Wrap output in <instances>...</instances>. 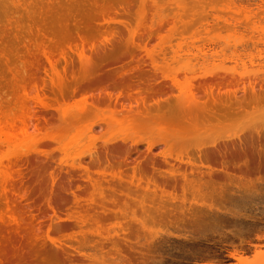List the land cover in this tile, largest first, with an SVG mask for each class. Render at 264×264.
<instances>
[{
	"label": "rangeland",
	"instance_id": "obj_1",
	"mask_svg": "<svg viewBox=\"0 0 264 264\" xmlns=\"http://www.w3.org/2000/svg\"><path fill=\"white\" fill-rule=\"evenodd\" d=\"M178 43L184 51L169 47ZM198 43L204 53L185 50ZM262 59L264 0H0V107L32 116L28 133L2 132L13 145L0 159L23 161L11 168L9 198L0 194V264H264V202L246 203L241 218L225 213L220 196L240 185L211 156L217 145L229 172L264 174ZM244 62L259 69L255 93L220 88ZM180 87L199 102L189 109ZM239 138L260 157L233 156ZM177 156L185 162L172 172ZM77 213L90 229L81 232Z\"/></svg>",
	"mask_w": 264,
	"mask_h": 264
},
{
	"label": "bare ground",
	"instance_id": "obj_2",
	"mask_svg": "<svg viewBox=\"0 0 264 264\" xmlns=\"http://www.w3.org/2000/svg\"><path fill=\"white\" fill-rule=\"evenodd\" d=\"M179 2V1H178ZM179 4H181L180 2H179ZM228 4H230V3H228ZM231 5V7L233 6L232 5V3L230 4ZM225 6H227V5H225ZM229 6V5H228ZM226 8V7H225ZM229 8V7H228ZM232 8H234V7H232ZM224 9V8H223ZM231 9V8H230ZM237 9V8H236ZM240 10V9H239ZM239 10H237V11H239ZM225 11H226V9H225ZM236 11V10H235ZM216 12V11H215ZM214 12V13H215ZM218 12H220L219 10H217V13ZM222 13H223V11H221ZM228 12V11H227ZM226 12V13H227ZM240 12V11H239ZM222 13H220V15H224L225 16V14H222ZM232 12H230L229 14H226V16H231V18L234 16L235 17V15H233L234 14V12H233V14H231ZM214 15V14H213ZM217 15V14H216ZM219 15V14H218ZM219 17V16H218ZM217 17V18H218ZM233 17V18H234ZM223 18V17H222ZM225 18V17H224ZM219 19V18H218ZM228 19V18H227ZM172 23H173V26H175L176 25V23H177V19H174V22L172 21ZM142 24V23H141ZM138 27H140V26H138ZM138 30V29H137ZM136 30V31H137ZM138 31H141V29H139ZM138 34V33H137ZM136 33H135V35H137ZM135 35H133V37L135 36ZM167 38H165L164 39V42H168L169 43V41H167L166 40ZM166 40V41H165ZM160 43L158 46H157V48L159 47V49L160 50H163L164 51V49H166L165 48V46H166V44L167 43ZM200 43H198V45L196 44V46H195V44H191V46H189L188 44L186 45L187 46V48H185V50H187L188 51V53H193V50H196V51H198V52H203L204 53V48H203V46L204 45H202V43H201V45H199ZM204 44V43H203ZM149 45V44H148ZM170 48H172V49H174V48H176L175 49V52H182V51H184V46L182 45V43H178L177 45H173V44H170V46H169ZM143 48H144V50L146 51V52H148V53H150V52H152V49H150L147 45H144L143 46ZM154 48V47H153ZM206 49V48H205ZM77 51H78V55H79V60H80V63H82V64H85V63H87L88 62V59H87V49H86V47H85V45H82L81 47H79L78 49H77ZM186 51V52H187ZM195 52V51H194ZM198 52H196V53H198ZM45 53H46V59H47V62H48V64H49V67H50V70L53 72V73H55V75L58 77L59 76V74H58V71H57V63H56V61H53V59H52V57H50V54H48L46 51H45ZM203 53H201V54H203ZM151 55H152V53H150ZM193 55L194 56H197V55H195L194 53H193ZM200 55V54H199ZM179 57V56H178ZM203 57H205V55L203 56ZM150 58H151V62H152V64L155 66V67H157V68H163V65H161L163 62H165V61H163L161 64L160 63H158V61L156 60L157 58L156 57H153V56H150ZM180 58V57H179ZM179 58H177L178 60H179V62H181V67L183 68V66L182 65H184V64H182V63H184L183 61H185V65H184V67L185 68H192V62L194 61V59L192 58V57H190V56H186V59H184L183 61L181 60V59H179ZM196 58V60H197V57H195ZM174 59H176L175 57L173 58V59H171V61L172 60H174ZM176 59V60H177ZM192 59H193V61H192ZM198 59H200V58H198ZM202 59H204V58H202ZM201 59V60H202ZM251 59V61L252 62H254L253 60H252V58H250ZM164 60H166V59H164ZM177 60V61H178ZM205 60V59H204ZM263 60L264 59H262V62H263ZM169 61V60H168ZM167 61V62H168ZM198 61V60H197ZM206 61V60H205ZM205 61H202V63H205ZM250 61V60H249ZM255 61H256V59H255ZM174 62H175V60H174ZM171 63V62H170ZM169 63V64H170ZM255 63V62H254ZM260 63V62H259ZM165 64H166V62H165ZM168 64V65H169ZM244 64V66L243 67H245V66H248V65H246L245 64V62L243 63ZM252 65H254L255 66V64H253V63H251ZM171 65V64H170ZM196 66V64H193V66ZM249 65H250V63H249ZM258 65V64H257ZM251 66V65H250ZM253 66V67H254ZM260 66H262V64L261 65H259L258 67H260ZM168 67H170V66H168ZM263 68H264V66H262ZM191 68L190 69H186V70H191ZM248 68H251V70L252 69H254V68H252V67H245V69H248ZM245 69H244V71L243 72H248V71H250V70H247V71H245ZM262 69V68H261ZM260 69V70H261ZM255 70H256V72L257 71H259V69H254V72H255ZM243 72H241V73H243ZM252 72V74H255L254 72H253V70L251 71ZM240 73V76H234V77H231V78H224V79H222L220 82H218V86L220 87V88H222V86H228V87H235L236 89H241V87H239L240 85L242 86V89L241 90H243V92L245 91V90H247L248 92H249V90H248V88L249 89H251L250 91L252 92V93H255V91H256V88H257V84H259V87H260V81L258 82V79H259V74L257 75V74H255V75H257V76H252L251 77V75L252 74H250V72H248L249 74H250V76H249V74H248V76H245L244 74H241ZM258 73V72H257ZM239 75V74H238ZM247 75V74H246ZM261 76V75H260ZM58 78H60V77H58ZM261 78V77H260ZM264 79V78H263ZM59 81H60V79H59ZM263 84V83H262ZM261 84V85H262ZM257 85V86H256ZM218 86H217V88H218ZM255 86H256V88H255ZM239 87V88H238ZM262 87V86H261ZM216 88V87H215ZM220 88H218L219 90H220ZM89 89V84H84V85H80L79 86V90L80 91H82V92H84V91H86V90H88ZM180 89H181V87H180ZM182 93H183V95L185 96L184 98L185 99H187V101H186V103L184 102V104L187 106V107H189V109H190V107H192V105H195V104H197L198 102H199V100H198V98H196L197 96H195V94L196 93H194V89H192V87H182ZM181 90H180V92H181ZM214 91H215V89L214 88H212L211 87V90H210V95L212 96V97H214ZM197 95V94H196ZM36 98H37V100L41 103V104H43V106L45 105V107H47V103L45 102V100H44V98L40 95V93H38L37 94V96H36ZM93 100H95V99H93ZM97 100V99H96ZM93 103H95V102H93ZM97 103L99 104V103H104L103 101L101 102V100L99 101H97ZM1 105V104H0ZM101 105V104H100ZM44 107V108H45ZM84 109H86V108H84ZM192 109V108H191ZM7 111V110H6ZM86 114V113H85ZM84 114V115H85ZM26 114H22V116L21 117H19V119L17 118V116H16V118H13V117H8V114L0 107V151L3 149V148H5V147H8V148H10V147H12V142L8 139V138H5V137H3V135H2V132L5 130V126H7L10 130H16V128H20L24 133H28L29 132V129H30V124L32 123V120H31V117L32 116H29L28 114H27V116H25ZM80 115H82L81 113H80ZM76 116H79V115H76ZM49 118H47V119H49V120H53V118H54V116H50V114H49V116H48ZM66 117V116H65ZM79 118H80V116H79ZM18 119V120H17ZM67 119V118H66ZM73 119H76V117L74 116L73 117ZM31 121V122H30ZM18 122L20 123L19 125H18ZM18 130V129H17ZM20 130V131H21ZM13 131V132H14ZM239 141L240 142H236V141H234V142H232V144H231V150H232V154H233V156L235 155V154H238L239 156H248L249 155V153L251 154V155H254V153H257L256 155H258L257 157L259 158L260 157V153H259V151H256L255 150V148L252 146V145H250V144H247V142H244V140H242V139H240L239 138ZM214 146V153H213V155H211L213 158H215V159H220L221 161V166H220V169H219V171H221V172H223V174L225 173V174H227L226 176H227V178L229 179V181L233 184V186L236 184H238V185H240V188H237V189H232L230 192L228 191V193L226 194V196L224 197L223 195L222 196H220V197H223L222 199L224 200V198H226L227 197V201H226V203H230L231 205V207H228V206H225V207H227V208H225L226 210H224V207H223V205H221L223 208H221L223 211H225V213H228L231 217H233V218H241V216L243 215V214H241V211H242V207H244L245 205H246V203H252V202H255V204L257 205L258 203H263L264 202V174L262 175L261 174V176H259L258 178H253L252 176H250V175H235V174H233V173H231V172H229V170H228V168H227V165H226V163H225V161H224V153L221 151V149L220 148H217V145H213ZM90 154V153H89ZM19 155V154H18ZM91 155V154H90ZM92 155H93V158H94V155H95V153L93 154L92 153ZM92 155H91V157H92ZM11 158V157H10ZM9 158V160H8V163L7 162H3L1 159H0V194H1V196L2 197H5L6 199H8L9 198V193H10V191H11V189L13 188V183H14V179L12 178L13 176H12V172H10L11 171V168L13 169V165L14 166H16V165H18V163H17V161H19L18 160V158H20V157H17V155L15 156V158H11L10 159ZM258 158H257V160H258ZM79 159V158H78ZM80 159H82V161L80 160ZM80 159H79V161H81L80 163H82V164H84L83 163V158H81L80 157ZM20 160L21 161H23L22 160V156H21V158H20ZM75 160V159H74ZM77 160V159H76ZM75 160V161H76ZM20 161V162H21ZM78 161V160H77ZM78 161V162H79ZM185 162V159L182 157V156H177V157H175V158H172V161H168L167 160V163H168V165H169V167H170V170L172 171V172H177V171H179V166L181 165V164H183ZM7 163V164H6ZM17 163V164H16ZM77 162H75V164H76ZM82 164H79V165H82ZM247 162L245 163V165L247 166ZM260 165H261V163H259V166H258V170L260 169ZM85 166V165H84ZM83 167V166H82ZM264 171V164H262L261 165V169H260V171ZM262 171V172H263ZM202 173V172H201ZM238 176V177H237ZM235 185V186H236ZM236 187H238V186H236ZM37 190V189H36ZM39 190V189H38ZM36 192V191H35ZM34 192V193H35ZM34 193H33V195H34ZM219 196V195H218ZM206 197V196H205ZM220 200H222L221 198H219ZM181 200L182 201H184L185 200V195L184 196H182L181 197ZM220 200H218V201H220ZM225 201H223L224 203H225ZM222 201H220L219 203H221ZM222 204V203H221ZM252 206V205H251ZM219 208H220V206H218ZM214 209V207H212V210ZM218 210L219 209H214V211H215V213H219L218 212ZM221 210V211H222ZM213 212V211H212ZM227 214V215H228ZM215 215V214H214ZM217 215V214H216ZM222 215H223V212H222ZM226 215V214H225ZM245 215V214H244ZM224 216V215H223ZM8 217H9V219L12 221V222H18V219H19V217L17 216V214L15 213V211L14 210H9L8 211ZM216 217V216H215ZM214 217V218H215ZM217 217H218V215H217ZM220 217H221V214H220ZM219 217V219H221ZM226 217V216H225ZM243 217V216H242ZM245 217V216H244ZM248 217V216H247ZM4 218V217H3ZM76 218L79 220V226H80V228H81V232L82 231H86L85 229H90L91 228V226L92 225H89V222H88V219H87V217L86 216H84V215H82V214H80V213H77L76 214ZM227 219H228V216L226 217ZM230 218V217H229ZM246 218V217H245ZM251 217H249V219H250ZM216 219V218H215ZM219 219H216V222H217V220H218V223H219ZM223 219H225L224 217H223ZM222 219V220H223ZM230 219H232V218H230ZM230 219H229V221H230ZM243 219V218H242ZM251 219H253V217L251 218ZM236 220V219H235ZM235 220L233 221L234 223H235ZM238 221H239V219H238ZM215 222V223H216ZM237 223H239V222H237ZM216 225V224H215ZM238 225V224H237ZM240 225H241V223H240ZM217 226V225H216ZM94 227V226H93ZM97 232H98V230H97ZM84 233V232H83ZM100 235H103L100 231L98 232ZM49 234V237H51L50 236V233H48ZM93 234V233H92ZM91 234V235H92ZM77 235V234H76ZM80 235V234H79ZM86 235V234H85ZM97 236V235H96ZM75 237V236H74ZM78 236H76V238H77ZM82 237V236H81ZM80 237V238H81ZM55 239V238H54ZM82 239H84V238H82ZM235 249V248H234ZM240 251H241V249H240ZM239 251V252H240ZM239 252L237 251V250H234V251H232L230 254V256L231 257H233L234 259L236 258V259H238L239 260V262H240V260L242 259V257L240 256V254H239ZM242 252V251H241Z\"/></svg>",
	"mask_w": 264,
	"mask_h": 264
}]
</instances>
